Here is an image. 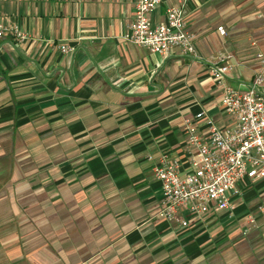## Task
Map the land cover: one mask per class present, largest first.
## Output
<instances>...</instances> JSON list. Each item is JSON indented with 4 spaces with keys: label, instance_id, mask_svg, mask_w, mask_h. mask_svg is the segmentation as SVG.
<instances>
[{
    "label": "crops",
    "instance_id": "obj_1",
    "mask_svg": "<svg viewBox=\"0 0 264 264\" xmlns=\"http://www.w3.org/2000/svg\"><path fill=\"white\" fill-rule=\"evenodd\" d=\"M135 4L0 0V23L28 35L0 39V264H264L263 178L184 227L158 217L155 171L164 156L192 170L185 120L233 125L213 71L230 56L228 82L253 81L264 0H191L197 57L126 41Z\"/></svg>",
    "mask_w": 264,
    "mask_h": 264
},
{
    "label": "built area",
    "instance_id": "obj_2",
    "mask_svg": "<svg viewBox=\"0 0 264 264\" xmlns=\"http://www.w3.org/2000/svg\"><path fill=\"white\" fill-rule=\"evenodd\" d=\"M170 0H136L135 16L124 34L126 41L148 48L164 57L179 50L181 54L197 57L198 47L194 33L187 28V12L191 0H176L166 4L165 20L153 24L151 14ZM7 30H12L18 40L28 35L18 26L10 28L0 23V39ZM225 35L223 26L219 27ZM63 52H73L74 47L61 44ZM259 68L247 87H236L228 82L231 70L230 56L221 57L222 66L214 68L213 75L221 86L222 105L233 118L230 127H219L207 120L208 133L200 132L196 122L206 117L204 111L196 114L195 120L187 119L182 132L187 139V153L192 170L183 173L182 161L164 156L155 171L162 182L164 207L158 217L175 221L187 227L185 211L201 217L217 207L234 210L233 195L245 179H264V53L257 52ZM264 218V207H261ZM255 219L250 217L249 224ZM251 226L245 232L251 231Z\"/></svg>",
    "mask_w": 264,
    "mask_h": 264
},
{
    "label": "rangeland",
    "instance_id": "obj_3",
    "mask_svg": "<svg viewBox=\"0 0 264 264\" xmlns=\"http://www.w3.org/2000/svg\"><path fill=\"white\" fill-rule=\"evenodd\" d=\"M225 30H226V28H225ZM227 32V31H226Z\"/></svg>",
    "mask_w": 264,
    "mask_h": 264
}]
</instances>
